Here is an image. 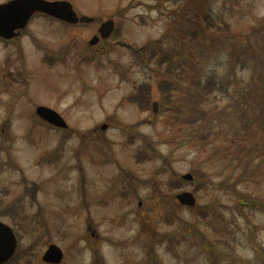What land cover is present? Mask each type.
I'll use <instances>...</instances> for the list:
<instances>
[{
	"label": "rangeland",
	"instance_id": "1",
	"mask_svg": "<svg viewBox=\"0 0 264 264\" xmlns=\"http://www.w3.org/2000/svg\"><path fill=\"white\" fill-rule=\"evenodd\" d=\"M68 1L94 21L68 25L38 15L17 39L0 40V212L6 213L0 220L18 235L8 264H45L41 255L50 243L62 249L61 264H92L94 249L102 264H209V247L194 226L213 243L219 263L230 262V252L252 258L257 244L264 247V216L237 212L233 195L183 175L198 166L199 155L211 159L202 169L220 183L229 173L222 143L243 133L234 107L250 103L264 115V0ZM195 12L196 26L207 32L205 48L176 44L181 59L161 66L159 52L139 59V52L128 50L168 28L189 29ZM108 18L115 34L89 46ZM258 26L262 32L252 35ZM247 42L253 53L241 52ZM182 53L194 55L193 61ZM163 75L175 79L165 96L157 87ZM208 79L213 93L199 108L222 114L221 127L187 132L190 110L183 101L200 88L194 82ZM144 84L149 93L130 96ZM39 104L57 111L69 128L38 119ZM32 183L38 185L34 200L23 195ZM239 188L263 191L254 184ZM184 190L196 196L195 207L176 202ZM241 215L256 226L252 234ZM253 235L257 244L249 243Z\"/></svg>",
	"mask_w": 264,
	"mask_h": 264
},
{
	"label": "trees",
	"instance_id": "2",
	"mask_svg": "<svg viewBox=\"0 0 264 264\" xmlns=\"http://www.w3.org/2000/svg\"><path fill=\"white\" fill-rule=\"evenodd\" d=\"M197 5L198 3L195 2V6ZM203 14L204 15L202 18L205 21L211 19V16L208 13ZM197 21V13L195 12L194 16L192 18L190 17V21H188L192 23V26L189 27V29L187 26L178 27L175 32H170L168 28L166 32L157 40L152 42L149 41L143 47V51L149 52L150 58L155 57L157 52H159L160 57L157 64L161 66L165 62H170L173 58H176L177 60L181 59V54L178 51L176 44H178L182 49L187 46V43H193L194 46L198 47L199 49L205 48L207 32L205 33L202 28L199 29L196 26ZM260 26L253 29L252 35L256 36L258 32H262L260 30ZM199 34L202 35L201 41H198ZM241 52L253 53L254 50L247 42ZM182 56H186L187 62L193 61L194 59V55L192 54L182 53ZM170 67L171 65L169 64L168 71H170ZM171 69L173 70L172 67ZM193 84L199 86L200 88L189 93L188 98L186 99L187 102L183 101V103L190 110V115L188 116L187 122L183 125L187 126V132L191 131L193 129L192 127H194L195 129L193 130V133L197 128L204 127H206V130L208 128L218 130L221 127L223 115L207 112L204 108H199V105H201L203 100L213 93L212 87L214 86V81L212 79H208L204 82L198 80V83L194 82ZM144 85L146 86H138L136 88V92L130 94V96L136 98L138 93H149L150 85ZM157 87L162 96H165L169 91L175 88V79L170 76L163 75L158 80ZM130 96L127 97V100ZM136 103L138 106H140L138 102ZM164 105L165 103L163 102H160L159 104L161 107ZM233 113L241 118L243 133H233L222 143L225 145L224 149L228 154L225 157L224 162V164L228 166L229 173L227 177L220 183H214L207 177L205 170L202 169V164L205 162L208 163L211 159H199V155L197 157L199 164L196 168H192L191 172L194 177L204 178L205 182L211 184L213 187H217L220 190L226 191V193L233 195L235 197V203L233 202L232 208L237 212H242L243 210H252L259 212L264 216V115H258V113L255 111V108L250 103L236 105L234 107ZM76 133L79 138L83 137L82 133ZM185 136H187V134ZM86 138L87 137L81 140ZM215 148L216 147H214V149ZM9 158H11V156L7 153V160ZM23 182L26 181L24 180ZM242 184L258 185L263 187V191L259 192L258 194L244 192L239 188V186ZM37 187L38 185L36 183H32L30 186L25 185L23 195L29 196L32 200H34ZM153 192L157 194L155 187ZM5 214L6 213L4 212H0V216H5ZM241 216L244 218L248 232L252 234L253 231H255L256 226L247 217L244 215ZM191 231L196 232L202 242H204V245L209 247V249L205 247V249L209 252L210 258H212V261L209 264H221L218 261L217 249L205 236V234L199 231V229L195 226L191 228ZM255 237L256 235L252 236V239L249 241L250 244H257L256 240L254 239ZM257 245L258 246H255L256 249H253L254 255L250 259H243L240 256H236L234 252H230V262L225 258L226 253L221 254V257L227 260V264H264V247H262L260 244ZM13 259L11 261H13ZM92 264H102L100 253L96 249H94L92 253Z\"/></svg>",
	"mask_w": 264,
	"mask_h": 264
},
{
	"label": "water",
	"instance_id": "3",
	"mask_svg": "<svg viewBox=\"0 0 264 264\" xmlns=\"http://www.w3.org/2000/svg\"><path fill=\"white\" fill-rule=\"evenodd\" d=\"M35 12L47 14L53 18L64 22L75 24L77 22L88 23L93 19L86 16H78L72 8V5L65 0H8L0 3V37L11 39L19 34V30L24 28L29 19ZM113 29L112 20L103 22L98 32L102 38H106ZM97 37H93L89 44H94ZM153 109L156 111V103H153ZM36 115L42 120L59 128H67L65 120L54 110L37 106ZM102 129L105 125L101 126ZM190 174H185L183 178L191 179ZM181 204L193 206L195 198L188 191L180 192L176 195ZM16 248V239L12 229L0 221V264L6 262L14 253ZM41 259L50 264H58L63 259V252L56 244H49L44 251Z\"/></svg>",
	"mask_w": 264,
	"mask_h": 264
}]
</instances>
